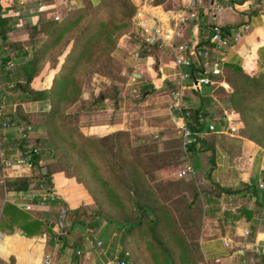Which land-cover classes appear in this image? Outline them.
Returning a JSON list of instances; mask_svg holds the SVG:
<instances>
[{"label": "crops", "instance_id": "obj_1", "mask_svg": "<svg viewBox=\"0 0 264 264\" xmlns=\"http://www.w3.org/2000/svg\"><path fill=\"white\" fill-rule=\"evenodd\" d=\"M99 0H0V102L6 111H14L18 105L26 112L37 113L47 110V100H30L26 95L15 88V81H5L3 69L19 67L31 58L41 48L51 31L50 22H60L69 10L96 4ZM137 7L135 18L140 23L158 25L169 28L170 14L185 7L188 0H163L155 4L154 0H131ZM223 7L217 11V23L220 27L229 28L231 32L238 31L239 39L231 40L230 44L222 48H214L211 51V59H218L222 64L223 78L230 72L228 65L238 62L246 73L253 75L264 69V0H221ZM168 4V5H167ZM216 1L203 0L200 12L209 21V13L214 9ZM186 27L178 40L182 37L188 42L191 38L207 36L199 30L198 24L193 23ZM140 29V27H139ZM140 34V30L138 31ZM206 35V36H205ZM156 63L159 77L157 80H169L174 88L177 79L173 76L175 69L174 56L167 46H159ZM71 44L68 43L59 53L57 48L50 49L38 63V69L30 82L34 89H48L64 61ZM149 47V46H148ZM9 56V57H6ZM147 57H150L148 55ZM167 59V62L164 60ZM2 61V63H1ZM4 61V62H3ZM135 65V64H133ZM16 74L9 79H18ZM205 87V91H203ZM201 91L185 89L183 103L187 107H196L199 104L198 96L203 94L213 100L215 87L204 86ZM199 95H195V93ZM83 98H87L84 92ZM171 105V104H170ZM212 112V111H211ZM174 122L173 113L169 110ZM231 111L222 109L218 117L214 114L217 126L226 128L225 116H231L236 127L235 132L224 131L219 136L226 134L224 147H217V170L220 175L221 185L235 190L231 193H222L218 199L219 208L213 217L217 220V234L203 237L201 249L208 264H256L259 257L254 254L264 255L258 252L264 246V188L258 186L264 181V149L256 141L242 135L239 131L243 128L242 122L236 121ZM235 116V115H234ZM88 114H81V121L85 122ZM91 123L81 124L80 130L86 136H103L108 133L125 128L120 119L119 112L114 108L106 107L98 109L91 115ZM175 123V122H174ZM30 134L31 128H35L39 134L44 133L40 125H24ZM7 131V132H6ZM5 138L20 136L21 128L8 126L4 130ZM31 135V134H30ZM42 161V160H41ZM53 176V192L56 198L67 205L65 215L66 230L72 231L73 222H69L68 212L81 206L92 208L94 201L87 188L75 177L68 176L63 171H55ZM218 180V179H217ZM254 185L256 194L247 188ZM47 190V189H46ZM44 188L31 187L24 191L4 190V198L0 217V264H45L44 259L48 255V264H100L97 261L92 248H95L90 240L88 228L77 229L78 235L86 233L84 242L79 248L64 245L60 238L49 242V227L55 234H61L58 217L61 206L57 203L41 204L40 201L47 193ZM12 205L24 215L11 219L9 213L4 212V205ZM28 207V208H26ZM9 208V207H8ZM219 211V212H218ZM32 218H38L44 224L40 230L27 234L22 225ZM77 228V227H76ZM75 228V230H76ZM247 231V235L244 232ZM66 234V231H65ZM74 237L68 236L67 244ZM100 240H97V242ZM96 242V243H97ZM95 244V243H94ZM105 245V243H103ZM101 262V261H100ZM264 264V263H262Z\"/></svg>", "mask_w": 264, "mask_h": 264}, {"label": "trees", "instance_id": "obj_2", "mask_svg": "<svg viewBox=\"0 0 264 264\" xmlns=\"http://www.w3.org/2000/svg\"><path fill=\"white\" fill-rule=\"evenodd\" d=\"M162 1L154 0L155 4ZM134 9L135 6L129 0H99L96 4L69 10L60 22H50L51 31L48 38L35 55L19 67L10 69L1 67V71L5 74V81L14 80L15 88L21 90L30 100H47L49 108L37 112L41 116L39 125L43 127L44 134L35 137H31L26 126H24L33 124L32 114L24 111L20 105L14 111H6L0 119V122H5L8 126L21 128L20 136L8 139L4 137L2 139L5 155L23 152L29 154L34 161V168L30 174L5 178L1 182L0 194L4 190L24 191L31 187H49L52 189L54 185L52 173L59 170L68 176L75 177L77 182L82 183L95 203L96 195L89 184L85 182V177H95L101 186L106 188L110 201L117 207L128 208L133 218H130V216L127 219L110 217L104 213L102 208L90 212L91 208L81 206L68 212V219L73 222L74 226L96 230L100 227L101 221L104 220L108 224H116L117 228H122L124 230L123 238L124 236L129 237L133 233L140 234L145 229L148 231L149 238L163 264H197V260L201 256L200 247L196 239H192L187 232L199 228L198 221L201 216L200 197H206L205 203L209 205L205 213L212 215L219 209L218 199L220 195L235 190L213 181L209 188L202 193H199L193 187L190 196L187 198L185 197L187 194L182 196L180 192L176 196H180L181 199L178 197L173 200L169 197L170 199L166 202L153 203L152 197H149L152 195L144 191L148 187L151 189L152 186L138 175L137 172L139 171L133 169L134 166L129 172V186L127 189L119 185L118 178L112 170L113 165L121 168V162H123L120 161L122 160L120 155L122 148L117 140L124 132L117 130L103 136H86L72 120V117H77L78 112L88 105L89 109L102 107L105 95L97 93L90 104H81L77 112L70 109L78 100L80 82L83 76L88 73V67L95 64L96 59L100 58L99 56H102L103 53L111 50L124 29L129 25L130 16ZM208 22L200 12V17L197 20L190 21L189 26L197 23L200 32L202 33L204 29L205 34L208 36L210 26ZM220 29L223 33L230 31L229 28L225 27H220ZM0 33H2L1 29ZM199 37L200 45L208 44L207 39L203 36ZM68 43L71 44V47L66 53L59 71L55 74L51 86L48 89L32 88L30 82L38 69L41 58L47 52L52 53L55 51V54L59 53ZM142 46L144 49L148 46L156 48L155 43L148 46L142 43ZM53 48H57V50L48 51ZM228 66L230 72L226 75L225 81L228 83L230 90L227 91L222 87L215 89L226 91L227 104L231 112L239 116L245 127H252L249 128L247 137L256 141L264 149V69L249 75L238 62ZM189 71L198 73L201 70L191 67ZM16 74L21 75V77L9 79ZM210 100L213 99L200 94L198 106L184 109V112H189L186 117L187 125L193 134L201 133L206 127L208 121L200 122L201 118L216 123L214 113L210 111ZM210 133L214 132L207 130L206 133L193 136L186 143L185 151L190 152V154H201L203 151L211 149V167H214V146L207 139V135ZM31 138L34 139L32 142ZM106 155L112 160V168L108 164L107 168ZM47 157L57 161L59 167L52 168L49 161L47 164L38 163L39 160L44 161L45 158L47 160ZM144 159L140 158L139 161H144ZM160 163L153 164L155 166L153 172L167 166V162ZM70 165L75 167L74 170H71ZM109 167L111 171H109ZM148 171L150 170L144 172L148 173ZM247 188L250 189V192L256 194L254 185H249ZM127 190L133 196L127 195ZM184 192L188 191L184 190ZM45 202L57 203L59 206L63 203L57 198ZM173 205H176L180 217L173 209ZM3 209L5 213H9L11 219H15L20 215L28 218V215L23 214L12 205L7 206L5 204ZM135 210H137L136 213ZM43 224L38 218H32L30 221H26L22 228L27 234H30L32 231L40 230ZM47 230L50 234V244L60 238L64 241V245L72 246L75 249L83 244L86 236V233H82L73 238L70 244H67L68 236L72 235L71 230L67 229L66 234H55L49 227H47ZM254 256L259 257L256 264L264 263V255L254 254ZM119 258L126 259L124 252L120 253Z\"/></svg>", "mask_w": 264, "mask_h": 264}, {"label": "rangeland", "instance_id": "obj_3", "mask_svg": "<svg viewBox=\"0 0 264 264\" xmlns=\"http://www.w3.org/2000/svg\"><path fill=\"white\" fill-rule=\"evenodd\" d=\"M129 1L133 3L131 0ZM136 11L137 7L135 6L130 16L129 25L124 29L111 50L103 53L102 56H99L100 58L96 59L95 64H91L88 67V73L83 76L80 82L78 100L70 109L73 112H77L81 104H90L97 93L105 95L101 108L104 109L107 106L114 108L115 112H119L121 121L123 123L125 121V128L121 129L124 133L117 140L119 146L122 148L120 152L122 160L120 161L123 162H121V168L113 165L112 169L118 178L119 185L127 189L129 186V172L134 166L133 169L139 171L137 172L139 173L138 175L152 186L151 189L148 187L144 191L152 195L149 197H152L153 203H158L159 201L166 202L170 199L169 197L176 200L178 197L180 198V196H176L180 192L182 196L187 194L185 196L187 198L190 196L193 187L199 193H202L209 188V185L213 181L221 183L220 175L222 173L220 170H217V163L222 160V157L218 154L221 160L220 158L217 159L216 150L217 147H224L227 140L226 137L229 136H225L226 134L219 136L216 133L207 135L208 142L214 146V167H211V149L203 151L201 154H190V152L185 151L182 134L169 113L174 86L169 80H157L159 73L156 68L158 65L156 61L159 52L154 47L143 48L138 32L140 26L138 25V19L136 20L135 18ZM180 40L186 39L182 37ZM148 55L150 57H147ZM164 62H167V59ZM2 90L4 88L0 86V91ZM229 90L230 88L227 91ZM203 91H205V87ZM84 92H87L86 99L83 98ZM195 95L198 96L199 94L196 92ZM214 97L216 100L209 101L212 113L219 117L222 109L225 108L231 111L227 104L226 91L223 92L220 89H215ZM197 98L200 102V96ZM88 106L79 111L77 117H72L73 122L77 124L79 129L81 124L85 125L86 122L90 124L93 112L101 109H89ZM82 113L88 114L85 122L81 121ZM233 114L235 115H232L233 118L239 122V116L235 113ZM31 119H33L34 125H39L41 116L39 113H32ZM246 127L243 125V128L239 131L244 136H248L249 128H252ZM6 132L2 133V139L6 137ZM30 132L31 137L42 135L35 128H31ZM33 140L31 138V142ZM5 146L7 145L5 144ZM2 148L4 149L3 145ZM105 158L106 162L108 161L106 165H111L110 167L112 168V160L109 156ZM140 158L145 159L144 161H139ZM48 161L52 165V168L59 167L57 161H53V159L48 157L47 160L46 158L44 161L42 160V163L47 164ZM160 162H167V166L157 170V172H153L155 167L153 164ZM69 167L71 170L75 168L71 165ZM110 167L109 171H111ZM143 169L144 171H150L145 173ZM1 182L0 177V187H2ZM85 182L89 184V187L96 195V202L93 204L90 212L94 209L102 208L104 213L110 217L127 219L130 216V218H133L128 208L117 207L110 201L106 188L101 186L95 177H85ZM184 190L188 192H184ZM2 193L3 195H1ZM2 193L0 194V217L4 191ZM128 194L133 196L129 190H127ZM205 198L200 197L201 216L198 221L199 228L187 232L192 239H196L200 247L201 256L197 260V264H208L201 249V239L217 234L218 229H216L215 223L217 220H220H215L213 217H216V215L214 214L207 215L205 213L209 205L205 203ZM173 207L177 212L176 205H173ZM136 212L137 210H135ZM177 215H179L178 212ZM117 227L116 224H108L102 220L98 229L87 230L89 231L88 233H92L89 238L93 241L95 248L92 249L100 264H107L112 260L114 255L119 257L121 252H124L126 255L128 264H163L149 238L147 230L143 229L140 234L133 233L131 236H124L123 238L124 230ZM79 228L81 227L72 226L74 237L78 235L77 229L79 230ZM97 240L102 242L100 246L97 245Z\"/></svg>", "mask_w": 264, "mask_h": 264}, {"label": "built area", "instance_id": "obj_4", "mask_svg": "<svg viewBox=\"0 0 264 264\" xmlns=\"http://www.w3.org/2000/svg\"><path fill=\"white\" fill-rule=\"evenodd\" d=\"M216 4L214 9L209 13L210 26L208 28L209 34L205 37L208 44L200 45L197 38H191L188 42L178 40L186 29L188 22L197 20L200 17V8L203 5V0H188L185 7L177 10L175 13L170 14L169 22L172 24L169 28H163L158 25H150L148 23H140V37L141 42L148 46L152 43H159V46H167L173 53L175 69L173 76L176 77V87L172 90L171 111L173 113L174 122L181 132L183 137V144L186 146L193 136L196 134L206 133L207 130L219 134L224 131L235 132L236 127L231 116H225L227 122L226 128L217 126L215 123L208 119L201 118L200 122L208 121L206 127L201 133L193 134L187 125L186 117L189 112H184L187 106L183 103L185 96V89L201 91L204 86L222 87L225 90L229 89L228 83L223 78V70L221 62L216 59H211V51L214 48L226 47L230 44L231 40L237 41L239 39V32L229 31L223 33L217 23V11L223 5L221 0H214ZM200 69L198 73L189 71L190 68ZM5 106L0 102V119L5 115ZM8 128L5 122H0V177L3 182L5 178L11 176L28 175L34 168V161L29 154L17 152L15 154L5 155L2 148V133ZM194 139V138H193ZM42 163L41 160L38 161ZM258 186L264 188V181H260ZM47 193L42 197L40 203L44 204L46 200H54L56 195L49 187L44 188ZM28 208V207H26ZM247 235V231L244 232ZM102 242L98 241L97 245ZM258 252L264 253V246L258 249ZM50 261L47 255L44 263L48 264ZM107 264H128L127 259L119 258L114 255L112 260Z\"/></svg>", "mask_w": 264, "mask_h": 264}, {"label": "water", "instance_id": "obj_5", "mask_svg": "<svg viewBox=\"0 0 264 264\" xmlns=\"http://www.w3.org/2000/svg\"><path fill=\"white\" fill-rule=\"evenodd\" d=\"M66 212H67V205L65 203H62L58 217V223L60 226L61 234H65L66 231V226H67L65 222Z\"/></svg>", "mask_w": 264, "mask_h": 264}]
</instances>
